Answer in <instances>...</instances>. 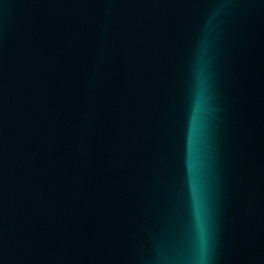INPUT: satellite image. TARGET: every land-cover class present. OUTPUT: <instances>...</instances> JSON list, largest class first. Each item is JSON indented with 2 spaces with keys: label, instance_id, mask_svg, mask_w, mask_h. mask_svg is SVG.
I'll use <instances>...</instances> for the list:
<instances>
[{
  "label": "water",
  "instance_id": "obj_1",
  "mask_svg": "<svg viewBox=\"0 0 264 264\" xmlns=\"http://www.w3.org/2000/svg\"><path fill=\"white\" fill-rule=\"evenodd\" d=\"M0 264H264V0H0Z\"/></svg>",
  "mask_w": 264,
  "mask_h": 264
}]
</instances>
